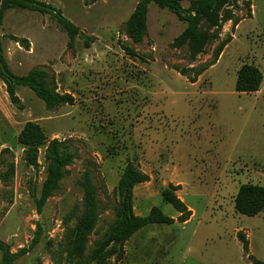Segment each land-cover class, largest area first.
<instances>
[{"label": "rangeland", "instance_id": "rangeland-1", "mask_svg": "<svg viewBox=\"0 0 264 264\" xmlns=\"http://www.w3.org/2000/svg\"><path fill=\"white\" fill-rule=\"evenodd\" d=\"M36 1L60 10L80 35L71 37L51 13L9 10L0 26L8 69L19 77L46 73L41 86L73 103L49 107L19 86L20 110L0 81V261L7 249L18 254L15 264H69L71 230L92 188L87 262L117 220L116 189L131 164L149 178L134 190L135 213L159 207L175 223L145 227L126 243L120 263L111 257L101 264L264 262V211L247 217L234 203L242 185L264 186V80L254 94L235 89L243 65L264 76V0H233L221 12L222 28L203 24L200 53L181 39L186 24L155 4L134 35L129 21L141 0ZM29 122L46 137L34 148L19 140ZM56 153L72 162L39 211ZM171 185L192 213L186 223L164 201Z\"/></svg>", "mask_w": 264, "mask_h": 264}, {"label": "trees", "instance_id": "trees-1", "mask_svg": "<svg viewBox=\"0 0 264 264\" xmlns=\"http://www.w3.org/2000/svg\"><path fill=\"white\" fill-rule=\"evenodd\" d=\"M189 2V7L184 8L183 2ZM233 0H141L136 6L130 21L129 31L131 34L138 35L144 29L145 17L151 4L157 5L163 10H169L174 13L180 21L186 24V29L182 35V40L190 41L192 49L196 53L203 51L207 44V38L202 30V25L207 24L218 29L223 27V16L221 12L231 6ZM248 7L250 4H247ZM29 10L42 14L51 13L63 27V29L71 36L80 35V31L65 18L60 10L38 2L36 0H0V26L2 25L4 14L9 10ZM251 16V13L248 14ZM237 25V22L235 23ZM232 41L229 36L223 40L219 46L222 52ZM90 40H87L89 45ZM212 66V65H211ZM206 66L201 68L197 75L188 78L191 83L196 82V77L208 70ZM183 76H186L183 73ZM46 77V73L35 71L32 74L19 77L8 69L7 62L4 57V50L0 41V81L6 86V91L11 103L18 109H24L19 99L16 88L19 86L27 87L34 91L36 95L42 99L47 106L54 107L60 104H71L73 98L68 95H59L55 91L46 89L41 86V81ZM264 76L262 71L253 65H243L238 72L236 81V92L239 94H254L259 92L263 84ZM20 143L27 147L34 148L46 141L45 134L39 125L27 123L20 137ZM58 142H52L56 145ZM72 162V156H60L57 153L54 158V168L50 171L48 179L43 187L41 199L38 201V209L50 196L55 189L56 184L62 177V169ZM148 176L138 171L133 165L129 164L124 170L118 183L116 192L119 196L118 217L115 223L109 229L104 240L95 250L87 262H83L84 251L87 244L89 232L95 224V196L92 188L87 190L86 213L71 230L70 242L68 247L69 264H101L111 257H115L116 263H120L124 256V246L139 231L145 227L154 224L173 225L175 220L163 213L159 207H153L147 216H139L134 210V190L137 186L147 182ZM178 187L170 186L163 192L164 201L174 207L180 214L178 221L186 223L189 221L192 213L188 210L184 202L176 195ZM235 210L240 215L247 217H255L264 211V186L252 184L242 185L235 198ZM41 232L37 233V237L33 241V247L40 239ZM243 249L248 253V245L241 241ZM27 250H22L19 255H25ZM18 254H12L9 250H4L0 264H15ZM252 264H264L263 261L253 259Z\"/></svg>", "mask_w": 264, "mask_h": 264}]
</instances>
